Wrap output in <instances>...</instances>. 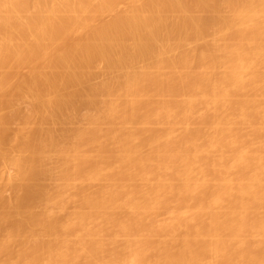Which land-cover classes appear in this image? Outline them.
I'll return each mask as SVG.
<instances>
[{"label":"bare ground","instance_id":"1","mask_svg":"<svg viewBox=\"0 0 264 264\" xmlns=\"http://www.w3.org/2000/svg\"><path fill=\"white\" fill-rule=\"evenodd\" d=\"M0 264H264V0H0Z\"/></svg>","mask_w":264,"mask_h":264}]
</instances>
